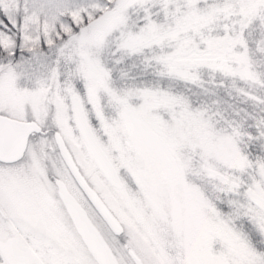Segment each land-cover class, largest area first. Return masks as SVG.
<instances>
[{"label": "snow or ice", "instance_id": "obj_1", "mask_svg": "<svg viewBox=\"0 0 264 264\" xmlns=\"http://www.w3.org/2000/svg\"><path fill=\"white\" fill-rule=\"evenodd\" d=\"M0 264H264V0H0Z\"/></svg>", "mask_w": 264, "mask_h": 264}]
</instances>
